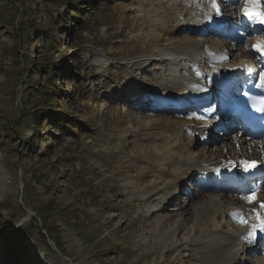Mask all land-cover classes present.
I'll use <instances>...</instances> for the list:
<instances>
[{"label": "rangeland", "instance_id": "1", "mask_svg": "<svg viewBox=\"0 0 264 264\" xmlns=\"http://www.w3.org/2000/svg\"><path fill=\"white\" fill-rule=\"evenodd\" d=\"M173 2L85 0L79 18L63 0H0V221L16 219V228H29L20 263L226 264L234 257L239 261L233 264H264L261 246L248 248L250 242L243 246L238 237L249 226H234L239 216L249 219L247 199L254 196H248V190L264 195V187L256 188L249 181L239 192V186H230L235 192L201 191L194 176L195 180L186 177L179 182L172 194L178 177L170 166L158 167L167 148L153 140L151 126L164 119L197 126L207 111L184 112L179 106V115L162 111L145 98L146 92L175 77L169 62H159L164 59L160 51L181 41L221 42L192 34L188 28L174 32L183 19L188 25L199 13L192 12L196 5L176 9ZM87 12L92 17L82 25ZM187 12L191 17H180ZM78 30L80 38L71 36ZM44 31L49 38L42 50L38 39ZM167 31L174 33L169 37ZM251 44L248 37L237 48L217 45L226 48L232 64L247 60L245 52ZM28 52L57 66L45 88L52 96L33 92L41 88L37 84L43 77L36 71L28 77ZM78 57L81 61L75 65ZM187 59L181 69L188 65ZM190 72L175 74L191 77ZM138 94L141 97L136 99ZM48 107L66 113L75 128L69 129L67 120L62 132L56 118L47 115ZM205 120L212 127L208 136L212 140L197 142L192 150L195 157L207 149L206 155L213 158L229 154L232 160L236 156L240 160L247 156L250 162L263 160L262 144L241 143V152L231 130L224 139L220 128L213 127L214 117ZM206 201L220 203L224 212L228 209L236 215L218 214L201 225L198 209ZM45 225L55 242L39 235L47 234ZM225 245L231 248L227 259L208 257L215 247ZM6 257L0 242V264H14Z\"/></svg>", "mask_w": 264, "mask_h": 264}, {"label": "bare ground", "instance_id": "2", "mask_svg": "<svg viewBox=\"0 0 264 264\" xmlns=\"http://www.w3.org/2000/svg\"><path fill=\"white\" fill-rule=\"evenodd\" d=\"M192 3L197 4L196 7ZM199 3H203L204 6H206L207 3L209 5L210 0H187V1L186 0H184V1L183 0H176V1L174 0V2L171 4V6L176 8V9L177 8H186L187 6L190 7V9L195 7V9L192 12H195V14H196V13H200V11H198V8H199L198 5H200ZM251 3H257L256 6L259 7L260 9H263L262 14L264 15V6L263 5L259 4L257 2V0H248L246 2V5H249V4L251 5ZM199 9L201 10L202 8H199ZM234 9H235L234 4H229L227 6V11H229V12H231ZM227 14H229V13H227ZM185 16H189V13L187 12V14H184V15L182 14L180 17H185ZM232 16H233L232 20L235 21L237 19V18H235L236 15L233 13ZM189 17H191V16H189ZM195 18H196V15L195 16L192 15L188 25L183 23V21L186 19H183V21L181 20L182 23L180 22L174 27V29H173L174 32H176V31H182L183 32V30L185 28H188V30H187L188 32H190L192 34L197 33V34H200L203 36L204 33L209 31L211 27L215 26L219 22H222V21L224 22V20L227 17L226 18L224 17L223 20L221 18H219L215 23H213V25H210V23H209V25H210L209 27L206 26V23L204 22L203 19H200L201 21L199 22V21H196L197 18L196 19ZM180 19L181 18H179V20ZM174 32L170 33L169 31H167L166 36H169V35L171 36V35H173ZM247 34L253 35L251 32L250 33L247 32ZM255 34H259L263 37L252 39L255 41L252 42L250 48L245 53H247L248 58L257 57L256 61L258 62L259 57L261 58L264 56L263 51L261 50L262 48H264V26L262 29H259ZM247 37H249V36L246 35L245 39H247ZM169 40H170V38H169ZM157 42L161 43L162 41H160L158 39ZM238 45H239V42H237L236 48ZM221 46L217 45V43L215 45H212V44H209V42H204L203 44H199L198 42L196 43L195 41H181V42L172 43L171 47L168 50L160 51V54H161L160 56L162 57V55H163L164 59H161L162 61H160L158 59L159 62H161V63L166 62V64L169 62L170 67H171L169 69L170 73H173V75H175V77L171 76L172 77L171 79L168 78L169 81L167 82V84L162 85L161 88L158 87V89L156 88L153 91L146 92L145 98L147 100H150L147 97L155 98L157 101H159L158 103L157 102L156 103L159 104V106L161 108H164V109L170 108L171 109L170 113H176V112H174L175 111L174 108H176L177 106L184 107V112H185V109L191 108V110L189 111V112H191L192 110H194L193 105L198 106L200 109L203 106H200L199 104L204 103V102L209 101V100H212L211 104L207 105V108H208L207 111L208 112H207L206 118L213 115V113H215V110H214L215 104L222 102L219 99L215 98L213 95V93L215 92V87L213 85L215 83H213V82L225 79L227 77V75H229V74L232 75V77H235L236 75H238V73H236L237 68L240 67L241 65H243V64H241L242 61L239 62L237 60L235 62H232V64H231V62L229 60V58L231 56L228 55L226 52H224L225 48H222ZM258 48L260 49V51H257ZM257 54L259 57L257 56ZM197 55H200L199 61H198V59H195V57ZM180 56L182 57V59H179ZM187 57L193 58L191 61L196 62L194 64L195 67L198 68L199 71H203V73L206 74V76H200V78H199L200 80H205L207 83L209 82V84L206 87L202 86V85H204V82H199L196 79H194V77L190 78L189 75H186V76L184 75V77L182 75H180L181 77L179 78L175 74V73H180V71L183 74V71H182L183 69H181V66H182L181 64H178L180 66L178 69L175 67L177 66L178 59L180 60L179 62L181 63L182 61H185V59ZM202 59H204L205 61H203ZM156 62H158V61H156ZM206 62H208V63L206 64ZM187 63H188V61H187ZM174 69H177V72H175ZM139 96L141 97V94H138V96H136V99ZM120 98H121V95H120ZM143 102H144V100H143ZM144 103L149 104L147 101ZM223 103H225V102H223ZM213 106H214V108H213ZM178 112H179V110L177 111V113ZM200 121H199V125L194 126V124L193 125L192 124L187 125V123H185V122L184 123H177V122H174V121L169 120V119H164L162 121L155 122L151 126V128L149 129V130H151L150 133L152 134L153 140H155V142H159L161 147L167 148V150L165 149V151H166L165 154L159 158L160 161L158 162V167L161 168L162 166L168 165L171 168H173V172H174L175 176L178 177V182H176L175 185H173V188L171 187L172 188V194L175 193L177 187L180 184L179 182H181L186 177H188V180L192 179V177H194L193 174L196 171H197V174H199V175L201 174L200 178L203 179V181H205L206 177H215V178L217 177V178H223L225 180L228 178V183H229V182H232V180H236V178H237L236 176H237L238 169L234 168V162L235 161L229 160L230 159L229 154L228 155L226 154L225 155L226 157L223 156V154H221V155L213 158L211 156L210 157L207 156L206 155L207 149H204V152L200 156H198V157L194 156L193 151H192L193 147L195 146V144L197 142H199L201 140H205L206 138H208L209 130L212 128L209 125V123H207L206 120H203L204 122H200ZM226 125H228V126H226ZM219 126H220V128H223V130L225 131L223 137H224V139H226L229 136V134H228L229 131L233 130V127H232L233 124L231 125L229 122H220ZM214 128H215V126H214ZM240 133L242 135L237 140H241V138H243L245 131H240ZM211 140H212L211 138H208L209 142ZM260 144H262V147L261 146L260 147L264 149V142L262 141ZM239 149L242 152L241 146H239ZM235 154L237 155L238 153H235ZM245 157H247V156H245ZM261 163L263 164L264 162L263 161L262 162L261 161L256 162L255 168H257L258 166H262ZM247 164H250V162L248 161ZM255 168H248L247 173H245V174H249ZM245 178H246V176H243L242 180H244ZM230 186H232V184ZM239 187H242V185ZM232 188H233V186H232ZM263 199H264V197H260L259 195L254 196V198H248L247 199V201L251 207V214H250V220H249L251 225H249L248 229L244 230L246 232V234H254V232H255V225L257 224L256 218L258 216V212L261 211V208H262V207H260L259 201H263ZM237 200H239V199L233 198L231 201L237 202ZM171 203H173V202L171 201ZM164 205H165V203H164ZM255 206H257V207H255ZM224 209H225L224 207L220 206V203L216 204V203H211V202L206 201L198 209L199 210L198 211V215H199L198 220L200 221L198 223H200L201 225H205V223L213 221V219H215V217L218 214H220L222 216H227V214H228V216H229L230 210L226 209L227 211L224 212ZM262 212H263V210H262ZM231 213H232V211H231ZM230 219H231V217H230ZM205 220H206V222L202 223V221L204 222ZM239 223L244 224L243 222H239ZM240 229H239V231H240ZM238 235H239L238 237H241L240 233ZM253 243L254 242H250V244H253ZM211 246H213V244ZM215 248L216 249H214V251L212 250V253L208 254V257H211V258L216 257L215 259H219V260H222L223 258H226V259L228 258V255L230 254V251H231V248L229 246L225 245V246H222L219 248L217 246ZM243 249H244V247H243ZM223 260H225V259H223ZM236 260L237 259L233 257V259L231 261H229L228 263L233 264V263H236L239 261V260H237V261ZM228 263H226V264H228ZM239 263H241V262H239ZM241 264H261V263H258L257 261H255L253 263L252 261H250L248 263L244 262Z\"/></svg>", "mask_w": 264, "mask_h": 264}, {"label": "trees", "instance_id": "3", "mask_svg": "<svg viewBox=\"0 0 264 264\" xmlns=\"http://www.w3.org/2000/svg\"><path fill=\"white\" fill-rule=\"evenodd\" d=\"M65 1L67 4H70L72 6L73 11H77L79 18L83 16L85 9L84 8L80 9V6L85 2V0H63V2H65ZM59 13H61V12H59ZM91 17L92 16L88 12L85 13V20H83L81 22V24L84 25L85 22L88 23V21ZM70 34L74 38L77 37L76 34H78V38H80L82 36V33L80 30H78L77 33H75V34H74V31L71 32ZM48 38H49L48 31H44L41 33L38 40L42 41L40 43V47L42 48V50L45 49L46 43H48L47 42ZM20 52L23 53L24 50L22 48H20ZM27 59L29 60V63H30V67H29V69H27L28 77H31V75L35 71L38 72L43 77V79H41L37 84L38 87L40 86L41 88L35 87L34 89H32L33 92L35 93V92L39 91L40 96L42 94V97L51 95L49 90L48 91L45 90L47 83L51 82V80H49L47 78L51 74L52 69L56 68L57 66L53 62L48 61L47 59H43V58L40 59V57H38V59H37L36 56L34 58H32V56L29 54V52L27 53ZM80 61H81V58L78 57V59H76V61H74L75 65H77ZM21 75H23V71H21ZM48 109L50 112H48L47 115H50V116L53 115L56 118L55 121H57L59 123V127L61 128L62 132L65 128L67 120L71 121L70 123L67 124V127L69 129L75 128V125H74L75 123L72 122V120H70V118H67L66 113H64L63 111L54 110V109H52V107H48ZM48 119H50V118L48 117ZM36 128L37 129L40 128L38 123L36 125ZM57 139H61V137H57ZM18 224H19V221L16 219L12 220V222H9V223L0 221V225H1L0 242L4 246V250H5L6 256H7L6 257L7 261L14 263V264H22L20 262L23 260V255H25V252L27 251L26 243H27V238L30 236L29 230H28L29 228L25 227L24 225L20 226L19 228H16V226H18ZM43 229L46 231L47 234H43L40 232L39 235L44 237L46 239V242H47L48 238H50L54 241L53 231L49 227H46V225H45V228H43Z\"/></svg>", "mask_w": 264, "mask_h": 264}, {"label": "snow or ice", "instance_id": "4", "mask_svg": "<svg viewBox=\"0 0 264 264\" xmlns=\"http://www.w3.org/2000/svg\"><path fill=\"white\" fill-rule=\"evenodd\" d=\"M261 23H264V18H261ZM257 51H260V49L258 48ZM256 165H255V162H252L251 164H247L246 165V170L248 168H255ZM262 207H264V205H262ZM261 232H264V223L261 224V227L259 229Z\"/></svg>", "mask_w": 264, "mask_h": 264}, {"label": "water", "instance_id": "5", "mask_svg": "<svg viewBox=\"0 0 264 264\" xmlns=\"http://www.w3.org/2000/svg\"><path fill=\"white\" fill-rule=\"evenodd\" d=\"M28 216H30V217H31V216H32V215H31V213H30V215H28Z\"/></svg>", "mask_w": 264, "mask_h": 264}]
</instances>
